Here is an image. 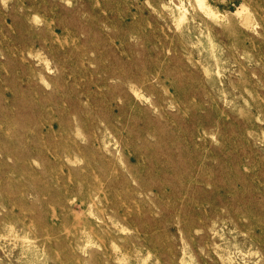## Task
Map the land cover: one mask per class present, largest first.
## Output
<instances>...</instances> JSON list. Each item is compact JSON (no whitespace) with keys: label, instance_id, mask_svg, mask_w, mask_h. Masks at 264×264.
Wrapping results in <instances>:
<instances>
[{"label":"rangeland","instance_id":"1","mask_svg":"<svg viewBox=\"0 0 264 264\" xmlns=\"http://www.w3.org/2000/svg\"><path fill=\"white\" fill-rule=\"evenodd\" d=\"M206 3L0 0V264H264V0Z\"/></svg>","mask_w":264,"mask_h":264},{"label":"bare ground","instance_id":"2","mask_svg":"<svg viewBox=\"0 0 264 264\" xmlns=\"http://www.w3.org/2000/svg\"><path fill=\"white\" fill-rule=\"evenodd\" d=\"M197 2H198V5L201 7V8H203V9H207V10H209V11H211L210 10V8L208 7V5H207V3H206V0H197ZM186 8L187 7H185V10H186ZM239 10V9H238ZM185 14V13H184ZM183 16V15H182ZM181 16V17H182ZM40 72V71H39ZM105 79V78H104ZM89 204H91V203H89ZM92 227V226H91ZM185 253V252H184ZM183 253V254H184Z\"/></svg>","mask_w":264,"mask_h":264}]
</instances>
